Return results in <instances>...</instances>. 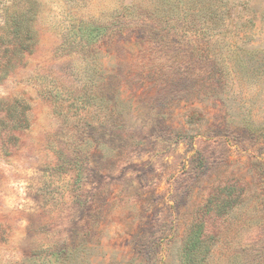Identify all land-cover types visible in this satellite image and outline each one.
I'll return each instance as SVG.
<instances>
[{
    "label": "rangeland",
    "instance_id": "rangeland-1",
    "mask_svg": "<svg viewBox=\"0 0 264 264\" xmlns=\"http://www.w3.org/2000/svg\"><path fill=\"white\" fill-rule=\"evenodd\" d=\"M199 222L264 264V0H0V264H183Z\"/></svg>",
    "mask_w": 264,
    "mask_h": 264
},
{
    "label": "trees",
    "instance_id": "trees-1",
    "mask_svg": "<svg viewBox=\"0 0 264 264\" xmlns=\"http://www.w3.org/2000/svg\"><path fill=\"white\" fill-rule=\"evenodd\" d=\"M204 211L209 216V205ZM208 225L206 222L196 223L190 230L183 246V264H204L210 253L211 245L208 238Z\"/></svg>",
    "mask_w": 264,
    "mask_h": 264
}]
</instances>
